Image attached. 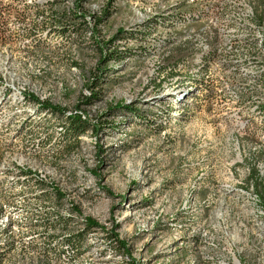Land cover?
Listing matches in <instances>:
<instances>
[{"label":"rangeland","instance_id":"rangeland-1","mask_svg":"<svg viewBox=\"0 0 264 264\" xmlns=\"http://www.w3.org/2000/svg\"><path fill=\"white\" fill-rule=\"evenodd\" d=\"M47 1L0 0V264H264V123L245 108L264 87L242 65L264 61L246 43L264 42L247 15L264 0H86L83 26L54 18L73 2ZM199 3L205 19L148 25ZM117 30L135 33L118 40L130 55L92 88L96 44ZM28 93L101 131L74 144ZM120 104L143 117L105 116ZM86 217L99 227L68 244Z\"/></svg>","mask_w":264,"mask_h":264},{"label":"trees","instance_id":"trees-1","mask_svg":"<svg viewBox=\"0 0 264 264\" xmlns=\"http://www.w3.org/2000/svg\"><path fill=\"white\" fill-rule=\"evenodd\" d=\"M48 2V1H47ZM67 2H73V6H66V9L63 8L61 15H55L54 18H58L60 21L67 20V21H73V20H81L82 23H79L80 26L88 24L86 21V14L84 12V4L86 0H53L49 1L48 5L50 7H56L59 4H65ZM175 9V11H171L170 14H163L160 18H155L154 23H148L150 26H155L156 21H160V23L166 25V23L163 21L168 20L170 21L171 25L173 26L176 23L181 24H190L196 20H202L205 19V17H208L210 13L211 7L207 4L199 3L198 6L195 7L194 10H186L183 8H180L178 5ZM6 9L3 8L2 4L0 3V18L3 13H5ZM254 22L256 24L255 29H260L261 25L264 22V16L259 15L258 11L254 12ZM109 14L108 9H104L102 11L101 17H96L95 22L98 24H101L104 22L106 17ZM257 14V15H256ZM1 23H4V21H0ZM82 28V27H81ZM66 30V29H65ZM64 30V34H66V31ZM97 30V29H96ZM80 29L78 31V35L80 34ZM95 31V29H94ZM134 32V31H133ZM124 30H117L116 34L113 35L111 38L104 42H98L96 44V50L99 52V58L97 61V67L95 71L97 72L96 75L92 78V88H96L97 86L103 87L109 80V76L112 73H115L118 69L115 68V64H124L126 59L129 57L130 52L127 47L121 48L118 44V40H122V38H129L133 36L135 33H126L124 35ZM246 43L249 45H253L255 47H262L264 49V42L259 45V39H253V40H246ZM205 59H208V57H203ZM242 65L245 66H254L255 72L253 73H244L247 77L252 78L257 84H261L264 87V61H247L245 60ZM204 66V65H203ZM209 66H206V69H208ZM239 67L241 68V64H239ZM205 69V70H206ZM207 71V70H206ZM254 90L259 89L257 86L253 88ZM263 89V88H260ZM26 99L32 100L35 105H37L38 109L40 111L48 110L51 111L53 114H58L62 118H64V121L60 123V125L65 130V133L68 134L70 139H72V142L74 144H77L80 141V137L84 136L86 134H89L91 131L96 136H98L101 129L99 128V125L91 124L88 117L85 115V111L81 110L79 106L76 107V109L72 112L66 111V109L53 106L48 101H42L39 97L35 96L34 94H26ZM91 99H98V95L95 93H91ZM83 104H90V100H84L82 101ZM245 108L253 112V115L257 114V116L262 118V121L264 123V100L255 101L254 99H248V103H245ZM113 109H120V111H130L134 112L136 116L143 117V114L141 113V110L134 106H128L124 104H120L117 106V108H110V110L105 114V116L112 114ZM254 109V110H252ZM100 147V146H99ZM101 148V147H100ZM30 173V172H29ZM256 177L258 176V173H255ZM55 193L58 195V197L61 199L63 198L64 194H62L59 190L55 191ZM264 196V195H262ZM264 200V197H262ZM70 217V216H69ZM61 219H65V221L68 220V217L63 218L62 216H56L54 217L51 222H49V226L53 227L52 225L59 226L61 224ZM70 219V218H69ZM67 223V222H66ZM98 223L93 220L90 217H86L85 219V227L83 230L79 231L76 234H72L71 238L67 240L68 244L76 245V243L83 240L84 235L93 228H98ZM101 230H105L104 228H100ZM55 235H50L51 238H54ZM112 239H110V243L116 240L118 243L117 248H121L124 252H127V256L129 257V248L127 247L126 243L123 241H120L118 239V235L115 232H112ZM128 264H138L135 260L130 261Z\"/></svg>","mask_w":264,"mask_h":264},{"label":"bare ground","instance_id":"bare-ground-1","mask_svg":"<svg viewBox=\"0 0 264 264\" xmlns=\"http://www.w3.org/2000/svg\"><path fill=\"white\" fill-rule=\"evenodd\" d=\"M247 15H248L249 17L254 16V11H253V10L247 11ZM262 25H264V23H263ZM261 28H262V26H261Z\"/></svg>","mask_w":264,"mask_h":264}]
</instances>
